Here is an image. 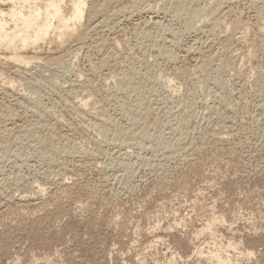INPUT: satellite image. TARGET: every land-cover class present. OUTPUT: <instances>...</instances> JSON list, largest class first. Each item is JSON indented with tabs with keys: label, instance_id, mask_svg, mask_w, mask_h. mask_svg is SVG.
Segmentation results:
<instances>
[{
	"label": "rangeland",
	"instance_id": "374dc122",
	"mask_svg": "<svg viewBox=\"0 0 264 264\" xmlns=\"http://www.w3.org/2000/svg\"><path fill=\"white\" fill-rule=\"evenodd\" d=\"M114 1L0 56V264H264V0Z\"/></svg>",
	"mask_w": 264,
	"mask_h": 264
},
{
	"label": "bare ground",
	"instance_id": "6f19581e",
	"mask_svg": "<svg viewBox=\"0 0 264 264\" xmlns=\"http://www.w3.org/2000/svg\"><path fill=\"white\" fill-rule=\"evenodd\" d=\"M110 0H71V4L70 6H67L66 0H7V6L6 7H2L0 4V56L2 57V60H5L4 62H6V60H10L11 63L13 62L14 65L18 66L19 68H22L23 71H25L24 69H26L28 66V64H30L32 62L33 58H37L38 55L36 54H28L26 49L28 48H33V47H37L39 46L41 43H43L44 41H48V42H53L55 43L54 46H57L56 44H64V42H67V40L69 39H73L75 38L76 40H81V38H86V34L89 32L87 30H89L90 25L86 26L83 23V19L85 16H94L99 14V12H105L106 14L103 15V17L105 15H109L110 12L109 9H107V3ZM114 0H112L113 2ZM117 1V0H116ZM120 1V0H119ZM122 1V0H121ZM130 1V0H129ZM138 1V0H137ZM220 1V0H218ZM231 1V0H230ZM115 2V1H114ZM135 2V1H134ZM212 2V1H210ZM209 2V3H210ZM228 2V1H227ZM118 3V2H117ZM137 3V2H136ZM139 3V1H138ZM255 3V2H254ZM131 4V2H130ZM128 4V5H130ZM133 4V3H132ZM135 4V3H134ZM133 4V5H134ZM212 4V3H210ZM222 4V3H221ZM227 4V3H226ZM109 5V4H108ZM123 4H121L122 6ZM208 5V4H207ZM218 5V4H217ZM111 6V4L109 5ZM115 6V4H114ZM120 6V8H121ZM135 6V5H134ZM133 6V8H134ZM127 7V5H126ZM178 7H182V4H179ZM208 7V6H207ZM214 7V6H213ZM219 7V6H216ZM214 7V10L215 8ZM112 9L114 7H111ZM116 8V7H115ZM119 8V6L117 7ZM119 8V9H120ZM128 8H131L128 7ZM136 8V7H135ZM212 8V7H211ZM111 9V10H112ZM118 9V11H119ZM122 9V8H121ZM124 9V7H123ZM126 9V8H125ZM124 9V10H125ZM110 10V11H111ZM117 9H115L114 11H116ZM180 8H175L174 9V13H176L177 11H179ZM261 10V9H260ZM113 11V12H114ZM121 11V10H120ZM126 11V10H125ZM208 11V9H207ZM213 11V10H212ZM259 11V10H258ZM111 11V14L113 13ZM210 12V11H209ZM216 12V11H215ZM260 12V11H259ZM117 13V11H116ZM178 13V12H177ZM176 13V15H177ZM224 13V12H223ZM115 14V13H114ZM213 14V13H212ZM211 14V15H212ZM113 15V14H112ZM112 15H109L108 17H112ZM210 15V14H209ZM214 15H216L214 13ZM219 15V14H218ZM100 16V15H99ZM95 17V16H94ZM206 17V16H203ZM89 18V17H88ZM107 18V17H106ZM187 18V17H186ZM185 18V21H186ZM190 18V17H189ZM193 18V17H192ZM190 18V19H192ZM87 19V18H85ZM91 19V17H90ZM196 19V18H194ZM210 19V18H209ZM219 19V17H218ZM106 20V19H105ZM110 20V19H109ZM87 21V20H86ZM90 21V20H88ZM104 21V20H103ZM184 21V22H185ZM219 21V20H217ZM217 21L214 22L217 24ZM161 22V21H160ZM188 22V21H187ZM194 22V21H193ZM193 22L191 24H193ZM90 23V22H89ZM186 23V22H185ZM212 23V22H211ZM219 23V22H218ZM88 24V23H87ZM136 24V23H134ZM202 24V23H201ZM213 24V23H212ZM212 26V25H211ZM213 29V28H212ZM215 29V28H214ZM247 30V28H246ZM216 31V30H215ZM245 31V28H244ZM246 33H248L247 31H245ZM244 32V33H245ZM245 33V34H246ZM90 34V33H89ZM244 34V35H245ZM243 35V33H242ZM240 35V36H242ZM243 35V36H244ZM248 35V34H246ZM245 35V36H246ZM245 38H248V36H246ZM239 39V38H238ZM244 40V37L242 38ZM252 40L251 38L247 39ZM82 41V40H81ZM80 41V42H81ZM238 41V40H237ZM241 41V40H240ZM247 41V42H248ZM243 42H246L243 41ZM256 42V40H255ZM251 43L252 42H248ZM254 43V42H253ZM44 44V43H43ZM51 44V43H48ZM67 44V43H66ZM251 44H249V47L247 48L248 50V54L252 53V48L255 46H250ZM248 45V44H247ZM43 46V45H42ZM46 46V45H45ZM44 46V47H45ZM50 46V45H49ZM40 47V46H39ZM74 48V47H72ZM257 48V45L256 47ZM27 49V50H28ZM34 50V49H33ZM70 50V49H69ZM41 51V50H40ZM47 51V50H45ZM51 51V50H50ZM71 51V50H70ZM74 51V50H73ZM257 51V50H256ZM37 52V51H36ZM247 52V51H246ZM251 52V53H250ZM3 54V55H1ZM61 54V53H60ZM205 54V53H204ZM253 55V54H252ZM58 56V58H57ZM56 56V63L57 61H60L62 64L63 58H61V56L59 57V55ZM208 56V55H207ZM211 56V55H210ZM210 56L208 58H210ZM0 57V60H1ZM67 58V57H65ZM205 59V58H204ZM224 59V58H223ZM231 59V58H230ZM35 60V59H33ZM54 61V60H53ZM65 61V60H64ZM209 61V60H208ZM221 61V60H220ZM226 64H228L226 62V60H224ZM233 61V60H232ZM4 62H0V76L7 79V74L5 73V67L6 65H4ZM9 62V61H8ZM36 62V61H35ZM59 62V63H60ZM205 62V61H204ZM210 62V61H209ZM208 62V63H209ZM223 62V61H221ZM58 63V64H59ZM64 63V62H63ZM201 63V62H200ZM207 63V59L206 62L204 64ZM223 63V64H224ZM234 63V62H233ZM7 64V63H6ZM60 64V65H61ZM203 64V65H204ZM222 64V63H221ZM220 64V65H221ZM225 64V65H226ZM208 65V64H206ZM224 65V66H225ZM13 66V65H12ZM223 66V67H224ZM9 67V66H8ZM17 67V68H18ZM206 66H203V68H205ZM227 67V65H226ZM19 68L17 69L19 72ZM218 68V67H217ZM258 69V68H257ZM15 71L14 74H16ZM218 71V70H217ZM14 72V71H13ZM12 72V73H13ZM176 72V71H174ZM220 72H222V69L220 70ZM9 73V72H8ZM219 72H217L218 74ZM26 74V73H25ZM40 74V73H39ZM216 74V75H217ZM224 74V72H223ZM20 75H23L22 73ZM175 75V74H174ZM177 75V74H176ZM180 75V74H179ZM220 75V74H219ZM218 75V76H219ZM42 76V75H41ZM173 76V75H171ZM189 76V75H188ZM191 76V75H190ZM189 76V77H190ZM20 77V76H19ZM35 77V76H34ZM192 77V76H191ZM44 78V77H43ZM174 78V76L172 77ZM172 78H169V81L172 80ZM176 78V77H175ZM174 78V79H175ZM178 78V77H177ZM176 78V79H177ZM180 78V77H179ZM185 78V77H183ZM187 78V76H186ZM9 82L11 83H17L19 80L17 78H14V76H11V78H8ZM188 79V78H187ZM191 79V78H189ZM24 81V80H23ZM26 81V80H25ZM179 81V80H178ZM37 82V81H36ZM35 82V83H36ZM186 82V81H185ZM191 82V81H190ZM188 82V83H190ZM28 83V82H27ZM184 82L181 83V81L176 85L180 86L182 85ZM187 84V83H186ZM185 84V85H186ZM187 86V85H186ZM189 86V85H188ZM187 86V87H188ZM224 86V85H223ZM88 104L87 100H83L81 102V106H86ZM207 106V105H206ZM186 136V135H185ZM68 194V193H67ZM53 197V196H52ZM35 203V202H34ZM81 203V202H80ZM55 204V203H54ZM47 206V205H46ZM36 207V206H35ZM84 208V207H83ZM44 209V208H42ZM213 219V218H212ZM211 219V220H212ZM214 220V219H213ZM214 223V221H210L208 222L204 228H202V230H211V225ZM209 232V231H208ZM212 233V232H210ZM209 233V234H210ZM213 235V234H212ZM210 239V238H209ZM212 249L209 250V254L206 255L208 260L209 258L216 261L217 264H230V258L227 256H223L221 254L220 251H218L216 248L221 247V244H217V240L216 237L212 236ZM219 242V241H218ZM229 243L231 241H228ZM227 246H231L232 243L230 244H226ZM225 246V245H224ZM227 248V247H225ZM202 250V249H201ZM201 250L200 251L201 253ZM197 251V252H198ZM202 254V253H201ZM203 255V254H202ZM225 255V254H224ZM209 256V257H208ZM211 261V260H210ZM209 261V262H210ZM214 263V262H213Z\"/></svg>",
	"mask_w": 264,
	"mask_h": 264
}]
</instances>
